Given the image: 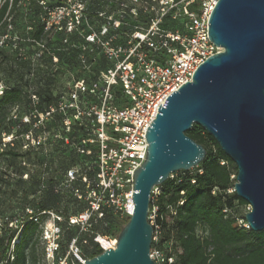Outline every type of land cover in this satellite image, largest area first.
Segmentation results:
<instances>
[{
	"label": "built area",
	"instance_id": "2783aa9c",
	"mask_svg": "<svg viewBox=\"0 0 264 264\" xmlns=\"http://www.w3.org/2000/svg\"><path fill=\"white\" fill-rule=\"evenodd\" d=\"M36 1L39 37L30 34L36 30L32 24L25 25V36L17 33L11 17L8 32L0 35V47L13 42L12 49L30 67L27 99L16 102L7 117L12 131H2L0 170L7 151L40 155L45 171L53 153L63 149L74 154L64 178L47 179L42 173L38 187L40 192L52 187L56 193H70L78 201L81 208L69 215V224L88 230L107 213L130 217L133 174L146 159V133L160 104L191 81L202 62L222 50L208 36L218 0ZM48 80L53 81V98L45 101L37 91ZM8 88L0 79V96ZM31 172L28 168L22 178L31 180ZM159 192V186L154 187L151 200ZM157 210L155 205L150 212L152 224ZM43 215L48 220L41 241L49 264H56L60 212L28 206L21 222L27 216L40 223ZM244 226L250 228L247 222ZM99 236L95 240L103 249L115 247L116 241L104 247ZM153 240H158L157 232ZM150 257L156 264H179L175 255L159 249H151ZM86 259L74 237L58 264Z\"/></svg>",
	"mask_w": 264,
	"mask_h": 264
},
{
	"label": "water",
	"instance_id": "95a60500",
	"mask_svg": "<svg viewBox=\"0 0 264 264\" xmlns=\"http://www.w3.org/2000/svg\"><path fill=\"white\" fill-rule=\"evenodd\" d=\"M208 24L209 39L222 50L160 104L146 133V159L133 174V213L114 248L81 264H156L151 194L171 173L206 158V148L187 134L194 124L236 164L234 191L251 205L245 220L264 230V0H218Z\"/></svg>",
	"mask_w": 264,
	"mask_h": 264
},
{
	"label": "trees",
	"instance_id": "16d2710c",
	"mask_svg": "<svg viewBox=\"0 0 264 264\" xmlns=\"http://www.w3.org/2000/svg\"><path fill=\"white\" fill-rule=\"evenodd\" d=\"M39 11L40 6L36 0H0V35L8 32V18L11 17L17 33L26 35L25 31L21 33L18 29L19 21L26 19L24 27L26 24L34 25L36 30L30 34L39 37L42 29L34 20V15ZM12 45L13 42H9L7 46L0 47V62L6 61L11 67L8 77L0 76V79L9 83L5 94L0 96V138L2 131H12V123L7 121V117L16 102L27 99L29 85L28 62L17 56ZM52 83L53 81L48 80L47 86L37 91L45 101L53 98ZM187 134L206 148L207 155L197 166L178 171L174 178L169 177L159 186L160 192L155 200H151L150 205V212L153 206L158 207L153 222L154 235L158 233V240H153L151 249L175 255L179 264H264V230L254 231L244 226L245 217L238 215L237 208L248 205V202L234 190L230 191L236 182V164L221 149L216 139L200 125L194 124ZM18 155L15 151L5 153V165L0 170V186H18L31 182L14 177L15 173L10 165ZM24 196L26 204H30L27 189ZM75 204L78 201L70 193L59 194L48 187L42 191L40 201L35 205L39 211L54 210L66 214L69 231L66 246L60 240L56 264L65 255L66 247L68 249L74 237L78 238L81 249L85 246L82 252L87 258L102 253V246L94 240L96 236H118L129 220L128 216L117 221L116 216L107 213L103 219L94 221L91 228L79 233L80 228L70 225L68 218L81 208L79 206L72 209ZM46 216L41 217L40 223L29 220L26 216L19 233L16 229L5 231V235L1 236L3 246L0 248V264L36 263L35 245L42 244L41 231L37 241L31 240ZM7 225V222L0 225V231L8 228ZM12 240L14 245L9 252ZM30 242L31 246L27 250L26 246ZM41 249L45 257L44 246Z\"/></svg>",
	"mask_w": 264,
	"mask_h": 264
},
{
	"label": "rangeland",
	"instance_id": "374dc122",
	"mask_svg": "<svg viewBox=\"0 0 264 264\" xmlns=\"http://www.w3.org/2000/svg\"><path fill=\"white\" fill-rule=\"evenodd\" d=\"M19 31L24 33L25 27L24 24L26 23V19H22L19 21ZM9 64L6 61L0 62V76L1 77H8L11 74L10 70L11 67L8 66ZM11 82V81H9ZM8 83V82H7ZM9 84V83H8ZM74 156L73 153H66L65 150H56L55 153L49 158L47 170H43V163L45 159H42L40 155H32L27 157L25 155H18L13 163H11L12 171L15 173V179L22 178V174L28 168L32 169V178L31 182L28 184H21L16 186H8L3 184L0 186V225L4 224L5 222L8 223V228L3 229L0 231V248L2 245L1 236L5 235V231H11V229H16L17 233L20 232L22 228L21 217H23L26 208L29 206L37 211L36 203L40 201L42 196V192L38 187V180L41 177L42 173H46L45 177L49 179L50 177L57 175L60 179L64 178V174L66 169L73 164L72 157ZM23 179V178H22ZM26 189L28 190L30 204H26L25 194ZM72 209L79 208L78 204H75L71 207ZM70 208V209H71ZM248 205L239 206L237 208V213L240 217H245L246 213L248 212ZM61 214V220L58 221L59 226L61 227V238L63 246H66L67 241V231H69L68 224L66 223V214ZM48 220V216L44 217L41 222L40 228L36 231L33 235L31 241H37L39 238V233L45 226L46 221ZM117 221L122 220L117 217ZM24 221V220H23ZM13 225L12 228L10 226ZM86 230L79 229L80 232H85ZM117 235L106 237L107 240L116 241ZM95 240V239H94ZM96 241V240H95ZM13 242H11V247L9 248V252L13 249ZM99 243V242H98ZM100 244V243H99ZM101 245V244H100ZM31 246V242L27 244L26 249L29 250ZM41 246L43 244H36L35 245V264H49L46 256L44 257L42 254ZM85 246H82V250ZM66 250L67 247H66ZM67 251L65 252V255Z\"/></svg>",
	"mask_w": 264,
	"mask_h": 264
},
{
	"label": "bare ground",
	"instance_id": "6f19581e",
	"mask_svg": "<svg viewBox=\"0 0 264 264\" xmlns=\"http://www.w3.org/2000/svg\"><path fill=\"white\" fill-rule=\"evenodd\" d=\"M133 205H134V203L132 202V207H133ZM98 241H100L104 247H110V245H111V243L101 235L98 237Z\"/></svg>",
	"mask_w": 264,
	"mask_h": 264
}]
</instances>
